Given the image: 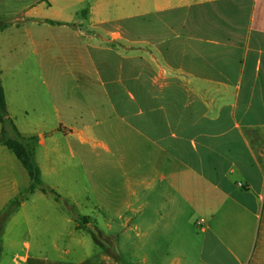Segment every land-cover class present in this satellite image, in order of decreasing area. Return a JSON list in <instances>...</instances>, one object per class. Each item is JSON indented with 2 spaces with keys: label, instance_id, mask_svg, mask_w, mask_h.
Wrapping results in <instances>:
<instances>
[{
  "label": "crops",
  "instance_id": "1",
  "mask_svg": "<svg viewBox=\"0 0 264 264\" xmlns=\"http://www.w3.org/2000/svg\"><path fill=\"white\" fill-rule=\"evenodd\" d=\"M12 2L31 52L53 40L47 54L70 57L74 80L44 81L37 98L0 81L17 130L37 138L44 188L61 198L43 187L26 197L0 264L31 262L21 227L117 225L143 238L191 215L188 264H264V0ZM29 184L0 145V211Z\"/></svg>",
  "mask_w": 264,
  "mask_h": 264
},
{
  "label": "rangeland",
  "instance_id": "2",
  "mask_svg": "<svg viewBox=\"0 0 264 264\" xmlns=\"http://www.w3.org/2000/svg\"><path fill=\"white\" fill-rule=\"evenodd\" d=\"M11 3L12 0H0V21L9 25L0 31V81L5 84L19 81L25 87L20 95L24 97L47 96L44 81L69 87L74 80L67 67L70 57L64 60L61 55H48L47 44L54 42L50 39L35 40L41 46L33 54L27 29L12 28L17 20V26L21 24L22 17L10 13ZM131 46L126 42V47ZM19 64L18 73L14 67ZM32 118L33 115L29 117L32 123L37 122ZM199 218L196 215L178 217L167 230L162 229L163 223L157 231H145L143 238L136 237L135 232H124L123 227L117 225L110 230L99 225L75 230L65 223L57 231L32 227V231L27 232L21 227L15 234L20 246L23 242L31 244L29 264H107L102 261L103 256L109 257L113 264H178V259L185 262L181 264H188L195 261L196 248L189 246L186 236ZM147 227L145 224L144 229Z\"/></svg>",
  "mask_w": 264,
  "mask_h": 264
},
{
  "label": "trees",
  "instance_id": "3",
  "mask_svg": "<svg viewBox=\"0 0 264 264\" xmlns=\"http://www.w3.org/2000/svg\"><path fill=\"white\" fill-rule=\"evenodd\" d=\"M52 23V22H50ZM54 24V23H52ZM8 24L0 21V31L8 28ZM0 145H3L11 151L15 158L26 170L30 184L27 189L21 191L15 198L10 200L0 211V239L3 235L5 226L10 217L18 210L21 203L37 187H45L40 178V170L34 161L33 147L37 141L36 137L25 138L17 130L14 121L8 116L4 89L0 83ZM45 191L54 196L57 201L61 198L53 190L44 188ZM2 248L0 244V256Z\"/></svg>",
  "mask_w": 264,
  "mask_h": 264
},
{
  "label": "built area",
  "instance_id": "4",
  "mask_svg": "<svg viewBox=\"0 0 264 264\" xmlns=\"http://www.w3.org/2000/svg\"><path fill=\"white\" fill-rule=\"evenodd\" d=\"M198 225L200 226L199 227L200 232H202V233L205 232V230H206L205 226H203L202 223H198Z\"/></svg>",
  "mask_w": 264,
  "mask_h": 264
}]
</instances>
